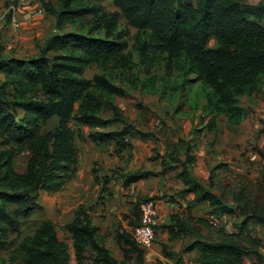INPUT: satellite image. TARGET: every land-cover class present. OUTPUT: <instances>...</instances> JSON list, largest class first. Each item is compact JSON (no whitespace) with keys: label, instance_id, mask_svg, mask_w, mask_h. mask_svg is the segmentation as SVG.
Returning <instances> with one entry per match:
<instances>
[{"label":"trees","instance_id":"trees-1","mask_svg":"<svg viewBox=\"0 0 264 264\" xmlns=\"http://www.w3.org/2000/svg\"><path fill=\"white\" fill-rule=\"evenodd\" d=\"M43 10L54 17L56 30L65 23H81L87 33L54 34L46 39L36 58L0 57V251L9 243L11 234L21 232L24 221L40 209V191L60 192L70 179L76 161L74 125L95 129L88 138L95 143H115L119 151L129 147L127 138L140 135L148 138L129 123L114 104V98L125 91L104 74L112 67L118 75L129 77L139 90L157 93L153 69L162 61L167 73L180 74L185 91L198 85L200 98L208 118L206 129L214 131L217 118L225 116L235 125L247 116L239 99L262 92L264 88V2L243 3L237 0H113L115 12H106L100 0H59V7L50 0H39ZM121 15L128 28L136 29L138 60L124 55L129 45L130 30L120 29ZM90 18L87 19V18ZM85 22V24H84ZM217 45L208 47L210 39ZM97 65L103 73L93 80L85 77L87 67ZM142 68L148 80L142 81L136 69ZM168 75V74H167ZM264 98V93H263ZM197 106V105H196ZM113 112L111 118L101 116L103 109ZM56 121L52 130L45 129ZM264 133V129L262 130ZM264 160V151L255 148ZM27 156L23 173L16 169V158ZM170 163L175 162L173 154ZM195 158L187 154L183 171L177 174L184 188L179 196H193L195 204L208 203L209 215L242 216L237 232L214 228L206 219L197 223L214 229L217 239L196 236L186 244L183 252L197 251L200 264H264L259 251L261 240L252 238L250 224L264 228V181L235 174L226 164L215 165L209 174L208 187L190 176L187 163ZM162 165H169L163 158ZM217 172L225 174L226 183L218 187L220 196L211 192L216 187ZM152 172H136L123 176L131 185L152 176ZM232 187L234 209L226 208L221 199L223 190ZM155 198L143 199L135 212L140 219V206ZM9 207H15L9 212ZM208 215V216H209ZM189 221H194L189 218ZM138 225V224H137ZM136 225V226H137ZM135 226V227H136ZM74 242L77 264H146L144 251L128 232L117 235V243L124 255L117 261L105 247L100 230L93 224L90 213L81 208L72 222L62 227ZM172 238L180 233H194L189 222L172 217L166 226ZM157 231V226H156ZM244 243H248L249 246ZM167 258L175 255L163 250ZM68 245L61 241L55 226L45 221L35 234L23 239L19 247L9 253L4 264H70ZM180 262V259H177ZM156 264H164L158 261Z\"/></svg>","mask_w":264,"mask_h":264},{"label":"crops","instance_id":"crops-1","mask_svg":"<svg viewBox=\"0 0 264 264\" xmlns=\"http://www.w3.org/2000/svg\"><path fill=\"white\" fill-rule=\"evenodd\" d=\"M224 117L217 118L214 129L215 134H217L215 143L213 142L214 140L212 142H205L210 143V146L213 147L216 144L215 151L201 153L200 155L197 153L200 144H197L194 138H190V140H185L183 137L161 138L158 131L151 124L137 126L129 121L137 131L149 137L142 138L140 135L129 136L127 138L129 147L122 151H119L113 142L99 144L88 138L91 132L120 129V125H113V127L115 126L114 129H95L72 124L74 132H76L73 142L76 151V161L71 177L63 189L56 194L51 195L40 191L37 198V204L40 206V209L33 213L35 215L41 211H48L46 202H41V196H53V205L49 209L52 210L51 214L56 217V223L61 225L59 228L67 235L69 241L62 240L59 237V228L53 222L52 217L44 219L36 230L43 222H51L57 230L58 237L69 247L70 264L72 259H74V264H77L73 239L62 227L72 222L76 212L84 208L90 213L93 224L99 228L105 247L109 250L112 257L120 262L124 260V255L117 243V235L123 232L132 234L135 226L139 224V216L136 214L138 210L135 212L138 204L143 199L155 198L154 202L159 213L156 224L157 236L153 247L144 251L145 263L156 264L158 261H162L164 264H200L197 261L199 257L197 251L183 252V248L196 236L204 239H217L218 234L214 229H208L205 224L197 223L199 219H206L208 221V215L212 208L208 203L195 204L192 201L193 196H179L178 192L184 188V184L182 180L177 178V174L183 171L184 167L182 163L187 160V154L195 158L193 163H187V168L190 176L198 182L206 180V183H208L210 170L217 163L226 164L230 170H233L230 158L234 150H231V147L228 145L232 142L234 137L233 132L238 125L230 123L228 118ZM189 131H186V136H189ZM205 131L210 133L206 129L203 131V136L206 135ZM76 136L78 137L76 138ZM84 142L90 143H87V146L83 147L82 145L84 144L82 143ZM82 147L86 150H83ZM202 148L204 149V146H201V150ZM221 149H228L231 153L222 162L219 160L220 158L214 156ZM172 154L177 160L170 163L169 156ZM163 158L169 163L166 167L162 165ZM258 159L264 163V160ZM95 163H98L101 167H95ZM141 171L152 172L153 175L131 185L125 184L123 179L125 174ZM223 183L222 180L216 182V188ZM211 192L218 195L214 189ZM218 193L220 194L219 190ZM227 200L229 203H233V201ZM174 216H178L189 222L194 233H180L177 238H172L166 226L172 223V217ZM222 216L224 223V225L222 223V226L226 232H237V225L242 221L241 214L236 212L232 215ZM189 218H192L194 221H189ZM233 219L238 220V222H235L236 224L231 223ZM258 227L261 226L251 223L249 229L252 230V238L261 240L259 251L264 256V237L258 235ZM36 230L32 235L35 234ZM244 244L249 246L248 243ZM164 249L174 254L175 258H167L163 253ZM177 259H180V262ZM252 262L253 260L251 259H245V264H251Z\"/></svg>","mask_w":264,"mask_h":264},{"label":"rangeland","instance_id":"rangeland-1","mask_svg":"<svg viewBox=\"0 0 264 264\" xmlns=\"http://www.w3.org/2000/svg\"><path fill=\"white\" fill-rule=\"evenodd\" d=\"M50 1L59 7V0ZM237 1L249 4L264 2V0ZM98 2L106 12L112 13L117 11L113 6V0H100ZM90 18L87 19L90 20ZM262 24L264 25V20ZM120 29L124 31L130 30V35L126 37L129 47L124 52V55L137 61L138 53L136 42L138 41V37L141 39L142 36H137L138 31L136 29L128 28L124 15H121L120 18ZM66 33L86 34L87 27L83 28L81 23H65L61 30H56L54 17L43 10L39 0H0V57L36 58L39 56V50L43 47L46 39L54 34L62 35ZM216 45L217 40L215 38L210 39L208 47L214 48ZM153 70V75L157 80L155 85L157 93L153 94L139 90L138 87L140 85L134 86V83L129 77L130 73L126 72L125 74L118 75V72L112 67L104 70V74L108 75L115 85L125 91L123 96L114 98V104L119 107L120 112L137 126L151 124L158 131L161 138L183 137L185 140L194 138L197 144H200V148L197 149L199 155L201 153L215 151L216 144L213 147L210 146V143L205 142H212L214 140L213 142L215 143L217 134L214 131H210V133L205 131L206 135L203 136L208 118L205 121L201 120L206 116L203 110L205 101L200 98L201 95L198 92V85L188 86L185 91H176L174 88H179L182 82L180 74L177 71L172 74L170 72L167 73L163 61L156 65ZM136 72L142 81L148 80L144 69L138 68ZM101 73L103 72L97 65H91L86 68L84 75L87 79L93 80L96 74ZM2 80L3 77L0 76V83ZM263 93L264 88L260 93H254L251 96H244L239 99L241 106L247 110L248 114L235 128L233 132L234 137L230 143L231 146L228 145L231 147V150H234V153L231 154L228 149H221L218 154H214V156L220 158L219 160L221 162L226 160L231 154V166L234 170L232 172L235 174L244 173L242 175H247L255 181H264V163L259 161L255 151V148H262L264 151V133L262 132L264 129ZM112 115L113 112L108 110V108L103 109L101 112V116L104 118H111ZM56 123L54 120L50 121L45 129L52 130ZM72 124L74 123L72 122ZM110 128L114 129L115 126ZM187 130H190L189 136H186ZM87 143L89 144L90 142H84L82 146L86 147ZM201 146H204V149L202 148L201 150ZM1 149H4L2 142H0ZM254 156H256V159H254ZM26 167L27 156L21 154L16 158V169L19 173H23ZM95 167L100 168L101 166L95 163ZM217 173V181L222 180V182L226 183L225 174L222 172ZM201 182L208 187L206 180H201ZM212 189L220 196L217 190L218 188L215 187ZM232 192L233 188L229 187L223 190L222 194L226 199L232 201ZM41 202H46L48 211L36 213L23 223L19 234H11L9 236L8 245L0 251V264H4L7 261L9 253L17 249L25 237L32 235L44 219L52 217L53 222H57L56 217L51 214L52 210L49 209L53 205V196L42 195ZM231 204L233 203L231 202ZM14 208L9 207V212H12ZM233 220H231L233 224L238 222V220ZM56 224L58 228L61 226L58 223ZM258 228V235L264 237V229L261 227ZM58 234L62 240L69 241L67 235L60 228L58 229ZM71 264H74V259H72Z\"/></svg>","mask_w":264,"mask_h":264},{"label":"built area","instance_id":"built-area-1","mask_svg":"<svg viewBox=\"0 0 264 264\" xmlns=\"http://www.w3.org/2000/svg\"><path fill=\"white\" fill-rule=\"evenodd\" d=\"M254 159H256V156H254ZM158 214V209L154 201H147L140 205L139 224L134 228L132 237L135 243L143 250L151 249L156 241ZM222 218L223 216L217 214L208 216L209 223L214 228H220L222 226Z\"/></svg>","mask_w":264,"mask_h":264},{"label":"water","instance_id":"water-1","mask_svg":"<svg viewBox=\"0 0 264 264\" xmlns=\"http://www.w3.org/2000/svg\"><path fill=\"white\" fill-rule=\"evenodd\" d=\"M221 203L228 209H234L235 208V205L234 204H231L223 199L220 200Z\"/></svg>","mask_w":264,"mask_h":264}]
</instances>
